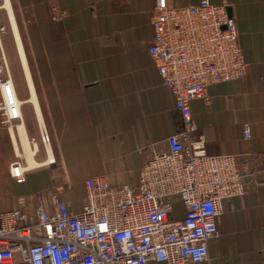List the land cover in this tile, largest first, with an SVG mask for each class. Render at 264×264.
I'll return each mask as SVG.
<instances>
[{
  "label": "crops",
  "instance_id": "obj_1",
  "mask_svg": "<svg viewBox=\"0 0 264 264\" xmlns=\"http://www.w3.org/2000/svg\"><path fill=\"white\" fill-rule=\"evenodd\" d=\"M197 3L199 0H186ZM225 3L239 31L245 77L208 85V100L190 101L207 154H241L248 165L244 198L222 200L219 235L199 264H264V0ZM155 0H0V44L21 102L22 122L0 126V209L35 218L40 192L47 213L57 195L82 210L85 180L134 185L145 148L166 146L183 127L172 91L148 52ZM250 124V136L242 124ZM42 131L48 135L45 144ZM26 166L12 177L9 164ZM182 218L185 207L171 204ZM149 264H166L152 261Z\"/></svg>",
  "mask_w": 264,
  "mask_h": 264
},
{
  "label": "built area",
  "instance_id": "obj_2",
  "mask_svg": "<svg viewBox=\"0 0 264 264\" xmlns=\"http://www.w3.org/2000/svg\"><path fill=\"white\" fill-rule=\"evenodd\" d=\"M148 52L160 78L173 93L183 127L166 146L145 148L134 185H111L103 175L85 180L82 210L74 213L53 195L49 215L40 192L35 218L21 209H0V264H199L207 242L219 235L216 218L224 198L246 195L248 165L241 154L210 155L203 136L190 137V101L208 100V85L247 74L239 31L226 4L209 0H155ZM4 28H0L3 32ZM22 122L7 58L0 44V126L11 131ZM250 136V124H242ZM43 143L49 141L42 131ZM12 177L26 166L9 164ZM185 215L175 218L171 204Z\"/></svg>",
  "mask_w": 264,
  "mask_h": 264
},
{
  "label": "rangeland",
  "instance_id": "obj_3",
  "mask_svg": "<svg viewBox=\"0 0 264 264\" xmlns=\"http://www.w3.org/2000/svg\"><path fill=\"white\" fill-rule=\"evenodd\" d=\"M1 27H2V26H1ZM1 27H0V28H1Z\"/></svg>",
  "mask_w": 264,
  "mask_h": 264
}]
</instances>
